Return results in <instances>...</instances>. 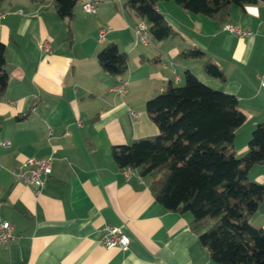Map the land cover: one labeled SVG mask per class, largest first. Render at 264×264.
Here are the masks:
<instances>
[{"label": "crops", "instance_id": "obj_1", "mask_svg": "<svg viewBox=\"0 0 264 264\" xmlns=\"http://www.w3.org/2000/svg\"><path fill=\"white\" fill-rule=\"evenodd\" d=\"M85 1L94 2V13L82 9ZM124 1L77 0L70 19L57 14L52 0L1 4L8 82L0 94V141L9 146L0 145V218L13 224L14 238L0 244V264H217L190 229L191 214L161 206L149 178L136 170L125 175L111 146L156 134L145 103L168 83H182L188 70L237 97L245 120L233 149L242 155L264 122V87L257 78L264 72V1L231 6L225 23L249 29L244 36L172 0L158 1L176 34L147 44L138 40V19ZM39 40L50 43L49 52L39 49ZM107 43L127 55L122 75L105 72L96 60ZM193 47L202 58L179 56ZM206 59L223 70L224 82L204 72ZM122 80L125 93L112 92ZM49 155L52 170L39 195L13 178L11 170L24 159ZM247 176L264 184V160ZM250 223L264 228V200ZM107 225L128 237L126 250L102 245Z\"/></svg>", "mask_w": 264, "mask_h": 264}, {"label": "trees", "instance_id": "obj_2", "mask_svg": "<svg viewBox=\"0 0 264 264\" xmlns=\"http://www.w3.org/2000/svg\"><path fill=\"white\" fill-rule=\"evenodd\" d=\"M4 0H0V7ZM161 0H125L124 7L147 24L150 41L173 37L176 32L157 9ZM185 10L227 22L232 5L244 7L264 0H172ZM77 0H52L57 14L70 19ZM5 47L0 41V94L8 82ZM197 47L180 57L202 58ZM96 60L105 72L122 75L127 55L107 43ZM203 70L221 82L223 70L206 59ZM158 128L154 135L111 146L119 167H130L149 178L154 199L165 209L190 213V229L217 264H264V228L250 223L264 200V184L250 180V167L264 160V122L252 131L246 151L233 149L235 130L245 120L237 97L212 88L186 70L183 82L168 83L145 103ZM1 127V117H0Z\"/></svg>", "mask_w": 264, "mask_h": 264}, {"label": "built area", "instance_id": "obj_3", "mask_svg": "<svg viewBox=\"0 0 264 264\" xmlns=\"http://www.w3.org/2000/svg\"><path fill=\"white\" fill-rule=\"evenodd\" d=\"M82 9L89 13H94L96 11V5L92 1H85L82 3ZM0 11V15H1ZM225 30L233 33L234 35L244 36L249 35L250 31L247 28H240L239 26L225 23L223 25ZM138 40L144 44L150 42L147 34V24L140 20L136 23L134 28ZM104 28L99 29V37L103 38ZM39 49L43 52H49L51 47L47 40H39L37 42ZM259 80V85L264 87V72L257 74ZM178 79V76H175ZM127 81L122 80L110 87L112 92L122 95L126 91ZM134 114V112H132ZM0 145L9 146L7 140H1ZM53 156L45 157H28L21 161L17 166L11 170L13 178L17 181H21L33 186V193L39 195L44 188L48 177L52 170ZM125 175L133 173V169L130 167H123ZM14 226L11 222L2 220L0 218V244H5L14 238L13 233ZM100 242L105 247H115L118 246L123 250L128 248L129 239L123 234L118 226L107 225L105 227V233L103 234Z\"/></svg>", "mask_w": 264, "mask_h": 264}, {"label": "rangeland", "instance_id": "obj_4", "mask_svg": "<svg viewBox=\"0 0 264 264\" xmlns=\"http://www.w3.org/2000/svg\"><path fill=\"white\" fill-rule=\"evenodd\" d=\"M79 2H80V0H79ZM79 2H78V3H79Z\"/></svg>", "mask_w": 264, "mask_h": 264}]
</instances>
